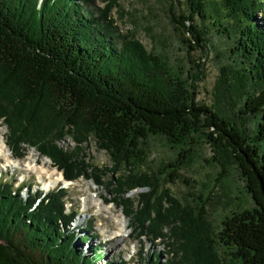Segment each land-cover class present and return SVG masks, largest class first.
Segmentation results:
<instances>
[{
  "label": "trees",
  "instance_id": "1",
  "mask_svg": "<svg viewBox=\"0 0 264 264\" xmlns=\"http://www.w3.org/2000/svg\"><path fill=\"white\" fill-rule=\"evenodd\" d=\"M178 1L170 0L167 10L189 49L208 50V19L229 44L211 104L196 96L205 76L199 62L175 69L131 30L120 34L110 16L114 0L99 7L98 16L91 0H0L6 144L14 151L24 144L37 149L69 181L83 176L102 185L108 178L113 199L107 200L123 208L131 232L163 244L138 264H264V0H186L181 12ZM68 136L72 150L60 144ZM153 137L178 147L156 168L149 164ZM91 140L108 152V164L87 160ZM206 143L217 179L236 165L255 202L232 209L217 227L206 206L212 190L196 201L169 186L190 161L193 145ZM22 186L31 187L0 180V264L102 259L95 246L96 255L89 256L74 246L90 242L94 220L74 229L79 211H68L64 187L26 196ZM108 263L131 264L123 258Z\"/></svg>",
  "mask_w": 264,
  "mask_h": 264
},
{
  "label": "rangeland",
  "instance_id": "2",
  "mask_svg": "<svg viewBox=\"0 0 264 264\" xmlns=\"http://www.w3.org/2000/svg\"><path fill=\"white\" fill-rule=\"evenodd\" d=\"M89 3L96 15L101 12L99 7L106 8L111 4L112 0H91ZM170 0H114L111 5L110 16L113 17L115 24L119 27V33L124 34L131 30L136 38L140 39L145 48L149 51L158 52L163 58L168 60L175 69L182 66L187 68L193 67L192 60H196L200 64V68L205 72V76L198 81L197 99L200 102L211 104L214 102L212 91L215 85V80L219 75V65L223 64L225 56L223 50L228 47L225 38L216 33L215 27L212 26V20L205 21V26L210 29L209 48L202 54L199 49L192 51L180 39V33L176 31L174 24L170 21L167 7ZM177 11L186 9V0L177 2ZM197 19L201 18L197 15ZM202 55H204L203 58ZM6 125L0 118V140L8 139ZM74 140L68 136L65 141L61 142V146L72 150ZM96 142L91 140L86 145L87 160L104 166L108 164L110 156L108 152L99 150L96 147ZM7 146V144L5 143ZM24 148L20 151H14L10 146V155L15 153L20 161L33 157L37 159L41 166H45L49 171L56 170V166L47 157H43L40 151L33 147L24 144ZM177 148H172L166 137H153L149 143V151L151 156L149 164L156 168L163 161H170L177 154ZM211 146L206 143L204 145H193L191 149L190 161L180 168V178L175 184H170L172 192L178 196L195 195V200H199L198 193H206L210 190L207 209L209 212V220L217 226H220V220L228 215L232 209H243L247 206H254L255 202L250 193L245 189V182L241 179L239 168L233 165L231 174L218 178L219 167L213 164ZM34 152L33 156L31 152ZM18 152V153H16ZM11 158V157H10ZM14 162V160L10 159ZM27 161V160H26ZM25 161V163H26ZM16 163V161H15ZM27 169L25 165L22 168H17L10 164V161L0 160V179L2 182H13V188H16L21 182L31 185L30 190L23 187V193L28 195L36 190L48 192L53 187H65L67 195L65 202L68 206V211L78 210L72 226L75 228H86L90 220H94L92 227L94 235H91L90 242L82 244L79 240L74 243V246L79 247L85 255H96L93 246L97 247L103 256L96 264H109L111 259H120L131 263L138 264L143 262L144 257L149 252L159 253L163 249V244H154L152 241L144 239L131 232L130 221L125 217L123 208L108 199H113V194L107 190L108 178L104 180L102 185H97L93 180H88L83 176L77 180L66 183L63 180L54 181L50 176H42L38 170ZM58 170V169H57ZM59 171V170H58ZM55 175L54 177H57ZM42 181V182H41ZM139 190V189H138ZM137 190L129 192L132 198H136ZM101 196V198H100ZM92 197V198H91ZM91 199L99 201L89 202ZM123 224V226L120 225ZM91 234V233H90ZM121 234L122 237H117ZM87 235V234H86ZM142 253V254H139ZM98 254V253H97ZM166 258V255H162ZM108 261V262H106Z\"/></svg>",
  "mask_w": 264,
  "mask_h": 264
},
{
  "label": "bare ground",
  "instance_id": "3",
  "mask_svg": "<svg viewBox=\"0 0 264 264\" xmlns=\"http://www.w3.org/2000/svg\"><path fill=\"white\" fill-rule=\"evenodd\" d=\"M5 140L2 138V140H0V160L2 158V160H6V161H10V164H12V161L10 160V150L7 149V146L5 145ZM12 151V150H11ZM31 154L34 156L35 153L32 151ZM30 160L28 159H24L22 163H20V165H25V167H27V169H33L36 173L37 171L35 169L38 170V173L42 176H50L51 179H53L55 182L56 181H61L64 179V181L66 183H70L69 180L63 178L61 172H59L57 169L53 170V171H49L45 166H41L40 162L37 159H34L33 157H29ZM16 160H14L13 163H15ZM26 161V163H25ZM19 163V161H16V163L14 164L15 166H17ZM55 175H58L57 177H54ZM92 198V197H91ZM101 198V196H100ZM97 202V204H99V201L95 200V199H91L89 202ZM121 226H123V224L120 223ZM117 237H122L121 234H118Z\"/></svg>",
  "mask_w": 264,
  "mask_h": 264
},
{
  "label": "water",
  "instance_id": "4",
  "mask_svg": "<svg viewBox=\"0 0 264 264\" xmlns=\"http://www.w3.org/2000/svg\"><path fill=\"white\" fill-rule=\"evenodd\" d=\"M135 190H138V189H135Z\"/></svg>",
  "mask_w": 264,
  "mask_h": 264
}]
</instances>
